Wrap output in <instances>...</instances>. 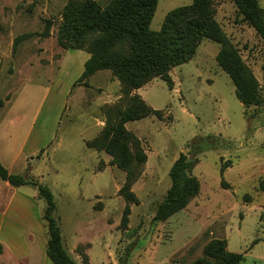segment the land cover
I'll list each match as a JSON object with an SVG mask.
<instances>
[{"label": "rangeland", "instance_id": "1", "mask_svg": "<svg viewBox=\"0 0 264 264\" xmlns=\"http://www.w3.org/2000/svg\"><path fill=\"white\" fill-rule=\"evenodd\" d=\"M92 1L105 8L113 0ZM192 1L157 0L150 29L158 31L170 11ZM67 2L0 0V124H8L0 131V163L52 192L69 256L77 264H192L219 240L243 256L241 264H264V33L244 21L232 0H211L214 20L252 76L259 106L236 99L217 62L221 46L209 40L170 69V85L156 77L124 95L109 70L78 82L89 54L57 40ZM255 2L264 19V0ZM23 35L30 37L14 48ZM138 96L158 112L123 125L136 146L113 132L119 124L113 108L125 110ZM92 141L115 148L139 171L130 189L135 203L119 193L126 172L105 149L88 147ZM137 148L145 158L139 168ZM182 154L196 162L191 176L199 192L160 220L169 171ZM10 190L0 181V264H52L44 200L32 186Z\"/></svg>", "mask_w": 264, "mask_h": 264}, {"label": "trees", "instance_id": "2", "mask_svg": "<svg viewBox=\"0 0 264 264\" xmlns=\"http://www.w3.org/2000/svg\"><path fill=\"white\" fill-rule=\"evenodd\" d=\"M232 1L243 15L244 21L249 22L259 33H264L263 10L255 0ZM156 6L157 0H113L105 8L92 0H68L62 13L57 40L66 50L85 49L89 54L78 82L98 71L109 70L118 79L124 95L156 77L170 85V69L189 62L199 44L203 40H209L221 46L217 62L234 85L236 99L245 107L260 105L252 76L243 65L237 50L229 44L214 20L211 0H193L188 6L170 11L161 28L153 31L150 24ZM49 26V23L45 25L42 36L49 35ZM28 37L30 36L23 35L16 38L14 48ZM132 100L134 102L125 110H120L119 105L112 107L118 114L119 122L113 132L135 142L123 125L158 111L152 110L139 96L132 97ZM87 145L96 150L105 149L113 157V162L126 172L125 184L119 193L128 203H135V195L130 189L139 171L130 169L128 161L122 159L123 156L117 158L115 148L104 147L95 141ZM135 145L137 146L136 142ZM137 150L136 167L139 168L145 158H140L139 149ZM195 163L182 154L171 166L170 188L158 210L160 220L184 209L198 194L199 183L191 176ZM224 169L221 166V174ZM0 181L6 182L12 188H36L38 199L45 202L42 220L46 223L48 233L46 257L52 264H77L62 245L61 230L54 217L56 206L52 192L46 186L9 173L1 163ZM260 189L264 190V182L260 183ZM123 221L125 223L126 218ZM242 261L241 254L227 251L225 241L214 240L205 246L203 257L192 264H241ZM84 264H88L87 261Z\"/></svg>", "mask_w": 264, "mask_h": 264}, {"label": "crops", "instance_id": "3", "mask_svg": "<svg viewBox=\"0 0 264 264\" xmlns=\"http://www.w3.org/2000/svg\"><path fill=\"white\" fill-rule=\"evenodd\" d=\"M137 93H138V91H137ZM7 126H8V124H6V123H4V124H0V131H5L6 129H7ZM6 136V135H5ZM4 183V187H6L7 189H11L10 191H12V187H10L6 182H3ZM11 208H12V206L9 204V205H7L6 206V209H5V211L7 212V210H11ZM16 217H19L20 215H21V213H19V212H16ZM1 217V216H0ZM8 225H10L11 227L12 226H15V224H12V223H10L9 222V224ZM7 225V226H8ZM2 244H3V242L2 241H0Z\"/></svg>", "mask_w": 264, "mask_h": 264}]
</instances>
